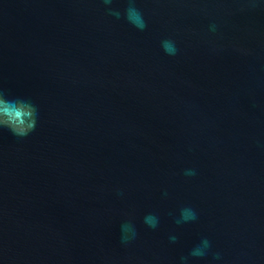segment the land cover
Wrapping results in <instances>:
<instances>
[{
    "label": "water",
    "instance_id": "water-1",
    "mask_svg": "<svg viewBox=\"0 0 264 264\" xmlns=\"http://www.w3.org/2000/svg\"><path fill=\"white\" fill-rule=\"evenodd\" d=\"M127 4L0 0V90L39 109L0 130V264H180L205 237L190 264H264V7L137 0L140 31Z\"/></svg>",
    "mask_w": 264,
    "mask_h": 264
},
{
    "label": "clouds",
    "instance_id": "clouds-1",
    "mask_svg": "<svg viewBox=\"0 0 264 264\" xmlns=\"http://www.w3.org/2000/svg\"><path fill=\"white\" fill-rule=\"evenodd\" d=\"M114 0H102L107 14L117 19L121 17V12L115 10ZM251 7H264V0H248ZM124 18L129 24L136 29L143 31L147 28V21L143 12L137 7V0H128L126 9L124 10ZM210 31H216V25H210ZM161 47L165 54L175 56L178 52L176 41L165 39L161 41ZM39 120V109L32 100L23 97H12L0 90V130H8L14 137L24 139L36 130ZM195 169H186L184 175L186 177H194ZM167 195V193H165ZM197 219V211L192 207H184L180 210L179 217L175 219L177 225L192 222ZM144 224L149 228L155 229L159 225V217L155 214H148L144 217ZM120 243L124 246L129 245L137 238L135 226L130 222H125L120 227ZM178 237L174 234L169 236V241L175 243ZM211 249V241L208 238H202L200 244L195 246L188 256L180 257V264H190V258H203L208 255ZM214 261L222 259L220 253L213 255Z\"/></svg>",
    "mask_w": 264,
    "mask_h": 264
}]
</instances>
